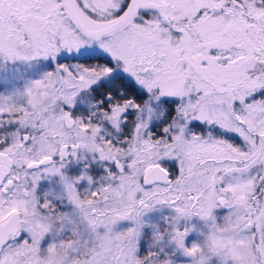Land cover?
<instances>
[{
  "label": "snow or ice",
  "instance_id": "6c2138e0",
  "mask_svg": "<svg viewBox=\"0 0 264 264\" xmlns=\"http://www.w3.org/2000/svg\"><path fill=\"white\" fill-rule=\"evenodd\" d=\"M0 264H264V0H0Z\"/></svg>",
  "mask_w": 264,
  "mask_h": 264
}]
</instances>
